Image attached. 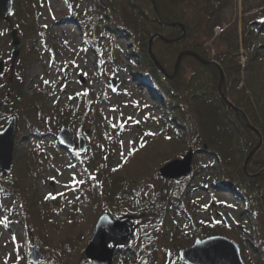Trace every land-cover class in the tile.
Segmentation results:
<instances>
[{
	"label": "rangeland",
	"instance_id": "1",
	"mask_svg": "<svg viewBox=\"0 0 264 264\" xmlns=\"http://www.w3.org/2000/svg\"><path fill=\"white\" fill-rule=\"evenodd\" d=\"M98 1L104 16L95 10L92 17L100 19L98 31H103L115 44L116 71L110 63L99 69L100 51L86 46L89 30L81 13L88 9L87 0H68L67 4L65 0H17V13L11 15V22H0V62L4 63V70L0 72V85H3L0 87V131L16 118L13 172L0 171L5 177L0 176V220L8 218L0 224V264H31L32 246L43 254L39 264H92L85 257V249L104 212L113 220L126 214L134 217V238L114 249V264H132V242L136 240L146 246L136 255L139 264H144V260L150 264H180L179 254L183 249L191 247L197 238L216 235L234 241L241 249L244 262L255 264L259 251L253 247L257 238L253 222L242 218L241 208L230 193L220 191L208 180L207 169L192 179L191 186L181 184L180 179L168 180L159 173L157 177L147 173V184L133 190L134 195L130 197L127 186L114 178L139 143H150L163 133L168 135L164 136L167 139L178 140L179 133L175 132L179 125L174 119L169 125L163 121L168 101L138 68L132 55L139 17L128 10L127 0L118 9L116 0ZM180 1L165 0L167 6H177ZM206 1L213 5L215 12L210 23L211 35L207 38L202 33L203 39L207 38L213 49L228 48L230 60L245 64L248 49L243 39L247 37L251 47L254 46L249 31L257 27L256 21L264 20V0ZM119 19L123 29L118 32L108 29L110 23ZM12 28L20 38L21 33L29 37L31 32L32 39L25 45L28 63L13 58ZM44 80L55 83L45 84ZM113 80L117 83L114 93L111 91ZM85 91L87 96L83 95ZM109 91L112 94L107 95L108 99L107 96L100 99ZM95 108L99 110L94 111ZM219 109L209 104L200 113L194 110L203 125L197 141L190 147L181 139L174 141L176 158H169L158 170L191 154V172L181 178L184 179L192 175L194 166L210 165L213 153L227 156V145L220 134ZM27 122L44 137L29 135ZM64 127L71 129L77 141L84 137L86 156L72 157L57 145L55 134ZM148 132L155 135H145ZM162 149L167 148H158ZM75 160H80L99 181L95 184L73 182V174L77 180H84L85 176ZM105 166L108 172L103 174ZM114 168L117 170L113 171ZM49 193L56 198L46 200ZM165 216L170 219V227L163 225L168 220ZM263 246L264 241L260 248Z\"/></svg>",
	"mask_w": 264,
	"mask_h": 264
},
{
	"label": "trees",
	"instance_id": "2",
	"mask_svg": "<svg viewBox=\"0 0 264 264\" xmlns=\"http://www.w3.org/2000/svg\"><path fill=\"white\" fill-rule=\"evenodd\" d=\"M88 1V9L81 13L89 30L86 36V46L89 49L100 51L97 56V60L100 61L99 69H102L106 63H110L113 70L116 71L118 66L116 67L113 59L115 44L103 31H98V29L101 30L99 28L100 19L92 17L95 10H100L101 17L104 16L102 4L98 0ZM122 1L116 0L117 9L123 4ZM125 5L131 13L140 19V25L136 31V46L132 55L138 68L144 71L161 97L168 101L163 121L166 125H169L173 121L172 119L178 122L179 129L176 128L175 132L179 133L178 140L185 141V144L190 147L195 140L197 141L200 135L199 131L203 130V125L200 123L201 117L194 110L200 113L201 109L209 104L220 108L222 120L220 134L223 138L222 141L227 145V156L208 151L210 154L213 153L214 158L210 161V165H206L207 167L194 166L192 175L180 179L178 182L191 186L192 179L197 178L202 170L207 169L209 171L208 180L212 181L220 191L230 193L235 204L241 208L242 218L253 222L257 234L253 247L255 251H259L255 264H264V251L260 248L261 242L264 241V20L256 21L257 27L249 31L254 46L251 47V41L247 37L243 39L244 47L248 51L246 62L242 65L230 60L228 48L216 50L208 45L207 38L211 35L210 23L215 12L213 5L208 1L182 0L177 6H167L165 0H127ZM16 13L17 0H15L13 10V14ZM120 20H114L110 25L108 24V29L111 28L117 32L123 29ZM202 33H205L206 40L203 39ZM28 34L29 37H26L25 33H21L22 52L19 60H23L24 63L29 61L25 45L32 38H30L31 32ZM162 38L177 39L178 41L167 43ZM152 40L153 52L170 76H165L152 60L148 51L149 43ZM30 51L32 52V50ZM186 51L194 52L204 60L218 63L224 72L223 82L220 83L221 71L217 66L204 64L190 55L182 59L177 75L171 78L179 54ZM243 82L245 86L242 85ZM220 84L226 97L239 111L223 101L219 93ZM106 95L104 94L101 99L106 98ZM97 110L99 109H94V111ZM246 118L260 131L261 136L247 127ZM27 124L26 131L29 135L39 139L44 137L43 134L37 133L31 122H27ZM164 136L168 137L163 133L156 136L157 138L154 137L155 140L150 143L149 141L139 143L136 151L126 162L124 161L123 170L115 173L114 178H118L127 186L128 197L134 195L132 194L133 190L147 184L146 179L149 178L147 173L157 177L159 166L169 161V158H171L170 160L176 158V148L174 149L175 146L172 143L178 140L167 139ZM261 137L263 143L259 150L252 155L245 169L246 160L259 145ZM214 139L219 138L214 137ZM56 143L58 145V142ZM158 148L167 149L158 150ZM109 159L111 160V157ZM76 164L85 175V182L95 184L99 181L98 176L95 175V179H92L94 173L80 160H76ZM106 167H103L101 173L108 172ZM0 174L1 177H4L2 173ZM99 193L104 196L100 191ZM165 219L168 220L164 221L163 225L170 227V219L167 216ZM142 249H146V246H142L140 240L132 242V258L130 260L132 264H139L136 255L139 256ZM150 254L151 252L146 256L148 257ZM142 260H144L143 257ZM143 263L150 264L146 260ZM180 264L185 263L181 261Z\"/></svg>",
	"mask_w": 264,
	"mask_h": 264
},
{
	"label": "water",
	"instance_id": "3",
	"mask_svg": "<svg viewBox=\"0 0 264 264\" xmlns=\"http://www.w3.org/2000/svg\"><path fill=\"white\" fill-rule=\"evenodd\" d=\"M14 8V0H0V21L7 23L11 22L10 15ZM157 9V8H156ZM11 45L14 49L13 56L17 59L21 52V40L17 34L15 28L10 32ZM167 43H176L178 40H170L162 38ZM153 41V40H152ZM152 41L150 42L148 51L153 59L155 65L168 76V73L158 61L156 55L152 49ZM190 55L198 59L204 64L215 65L221 70V78L223 79V71L220 65L216 62L206 61L202 59L198 54L194 52H182L177 59L175 66V73L172 76H176L181 60L183 57ZM4 64L0 62V71H3ZM117 83L115 80L112 82V90L115 91ZM221 89V88H220ZM224 101L239 111L232 103H230L223 92H221ZM246 125L248 128L255 131L261 136L260 131L252 126L249 120L246 118ZM15 129L16 119L12 118L10 124L0 131V171L4 174H11L14 167L13 150L15 143ZM121 130L118 129V133ZM57 139L62 146L70 149L78 147L81 152L86 150V140L83 137H79L76 142V137L69 128H63L58 134ZM263 143L262 137L259 145L252 151L246 160L245 169L248 165L249 159L259 150ZM191 157L188 155L183 160H173L159 169V175L163 178L174 180L183 178L191 172ZM134 222L131 215H125L119 220H113L108 214H103L97 221L95 232L90 240V243L85 249V257L89 259L92 264H114L113 252L116 247H121L128 244L134 237ZM43 254L36 247L32 246L29 261L31 264H39ZM181 259L187 264H246L242 259V254L239 246L225 236H211L203 240L196 239L192 247L184 249L180 253Z\"/></svg>",
	"mask_w": 264,
	"mask_h": 264
},
{
	"label": "snow or ice",
	"instance_id": "4",
	"mask_svg": "<svg viewBox=\"0 0 264 264\" xmlns=\"http://www.w3.org/2000/svg\"><path fill=\"white\" fill-rule=\"evenodd\" d=\"M65 3L67 4L68 3V0H65ZM69 7H71V5H69ZM45 27H47L46 25H45ZM0 35H2V33H0ZM73 64H75V61H73L72 62ZM60 71H64V69L63 68H61L60 69ZM44 83L45 84H49V83H52L53 85H54V81H48V80H44ZM0 87H3V85H0ZM83 95H85V96H87L88 95V92L87 91H85L84 93H83ZM70 99H71V97H70ZM138 106V105H137ZM147 118V117H146ZM128 120L129 121H131L132 120V117H128ZM135 123H140V121H134ZM145 135H155V133H152V132H148V133H146ZM170 139V138H169ZM121 143H123V142H121ZM131 143V142H130ZM141 146L143 147V143L141 144ZM126 162V161H125ZM69 167H73L72 165H69ZM117 169L116 168H114L113 169V171H116ZM59 171V170H58ZM52 179H55L54 177L52 178ZM72 181L73 182H75L76 184H83V183H85V181L83 180V179H80V180H77L76 179V174H73V176H72ZM92 179H95V177H92ZM69 185H65V187H68ZM58 195H60V196H63L64 195V193H59ZM49 198H51V199H55L56 197L55 196H53L51 193H49V195L47 196V197H45V199L47 200V199H49ZM77 199H79V197H77ZM69 202H71V201H69ZM205 207H207V206H205ZM8 218L7 217H4V219L3 220H0V224H4L5 222H6V220H7ZM12 242L15 244L17 241H16V237H15V235H13L12 236Z\"/></svg>",
	"mask_w": 264,
	"mask_h": 264
}]
</instances>
